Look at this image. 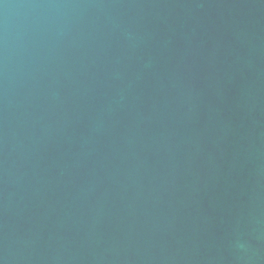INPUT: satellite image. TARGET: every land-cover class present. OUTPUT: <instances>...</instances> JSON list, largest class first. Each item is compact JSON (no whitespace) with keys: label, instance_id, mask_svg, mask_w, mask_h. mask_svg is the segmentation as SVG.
I'll list each match as a JSON object with an SVG mask.
<instances>
[{"label":"water","instance_id":"1","mask_svg":"<svg viewBox=\"0 0 264 264\" xmlns=\"http://www.w3.org/2000/svg\"><path fill=\"white\" fill-rule=\"evenodd\" d=\"M0 264H264V0H0Z\"/></svg>","mask_w":264,"mask_h":264}]
</instances>
